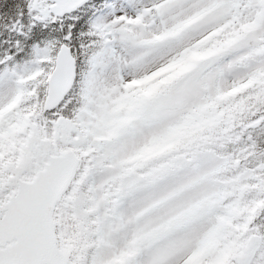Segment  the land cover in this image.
Here are the masks:
<instances>
[{"label":"snow or ice","instance_id":"snow-or-ice-1","mask_svg":"<svg viewBox=\"0 0 264 264\" xmlns=\"http://www.w3.org/2000/svg\"><path fill=\"white\" fill-rule=\"evenodd\" d=\"M0 264H264V0H0Z\"/></svg>","mask_w":264,"mask_h":264}]
</instances>
